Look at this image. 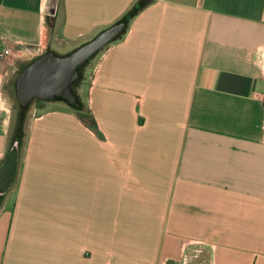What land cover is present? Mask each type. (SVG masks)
I'll use <instances>...</instances> for the list:
<instances>
[{
    "label": "crops",
    "instance_id": "1",
    "mask_svg": "<svg viewBox=\"0 0 264 264\" xmlns=\"http://www.w3.org/2000/svg\"><path fill=\"white\" fill-rule=\"evenodd\" d=\"M121 23L96 130L65 103L30 119L0 264H264V0H0V164L22 67Z\"/></svg>",
    "mask_w": 264,
    "mask_h": 264
},
{
    "label": "water",
    "instance_id": "2",
    "mask_svg": "<svg viewBox=\"0 0 264 264\" xmlns=\"http://www.w3.org/2000/svg\"><path fill=\"white\" fill-rule=\"evenodd\" d=\"M122 27L123 23L105 29L91 41L67 55L62 56L48 51L28 63L16 79V90L20 101L25 104L35 97L54 98L62 96L69 102L78 104L71 90V82L78 75V66L112 39ZM18 143V141L12 143L0 164V195L9 188L15 178Z\"/></svg>",
    "mask_w": 264,
    "mask_h": 264
},
{
    "label": "rangeland",
    "instance_id": "3",
    "mask_svg": "<svg viewBox=\"0 0 264 264\" xmlns=\"http://www.w3.org/2000/svg\"><path fill=\"white\" fill-rule=\"evenodd\" d=\"M105 46H101L94 53H92L82 64L78 66V75L71 82V90L73 91L77 103H71L64 97L54 98H33L29 102L23 104L17 99L13 100L12 105V117H11V144L14 141H18L21 144L26 134V130L30 119L38 112L42 110L56 107L60 103H65L77 111L78 114L88 116L90 114L89 106L87 102V88L89 74L93 72L92 68L98 62L102 51ZM92 71V72H91ZM2 195H0V205ZM188 263L195 264L197 257L194 255V251L188 253ZM199 258V257H198Z\"/></svg>",
    "mask_w": 264,
    "mask_h": 264
},
{
    "label": "trees",
    "instance_id": "4",
    "mask_svg": "<svg viewBox=\"0 0 264 264\" xmlns=\"http://www.w3.org/2000/svg\"><path fill=\"white\" fill-rule=\"evenodd\" d=\"M109 28V27H108ZM107 29V28H106ZM104 31V30H103ZM92 40V39H91ZM89 40V41H91ZM87 41V42H89ZM86 42V43H87ZM109 43V42H108ZM108 43H106L105 45L103 46H106ZM25 67V66H24ZM22 67V68H24ZM22 70V69H21ZM21 72V71H20ZM57 97H61V96H57ZM79 117L81 118L82 121H84L90 128L96 130V120L93 118V116L91 114H89L87 117L86 116H83L81 114H78Z\"/></svg>",
    "mask_w": 264,
    "mask_h": 264
},
{
    "label": "built area",
    "instance_id": "5",
    "mask_svg": "<svg viewBox=\"0 0 264 264\" xmlns=\"http://www.w3.org/2000/svg\"><path fill=\"white\" fill-rule=\"evenodd\" d=\"M9 54H11V51L9 48L1 49L0 50V59L6 57ZM258 97H259L260 107L264 111V93H259Z\"/></svg>",
    "mask_w": 264,
    "mask_h": 264
},
{
    "label": "bare ground",
    "instance_id": "6",
    "mask_svg": "<svg viewBox=\"0 0 264 264\" xmlns=\"http://www.w3.org/2000/svg\"><path fill=\"white\" fill-rule=\"evenodd\" d=\"M76 49H77V48H76ZM74 50H75V49H74ZM74 50H72V51H74ZM72 51H71V52H72ZM71 52H70V53H71ZM68 54H69V53H68Z\"/></svg>",
    "mask_w": 264,
    "mask_h": 264
}]
</instances>
